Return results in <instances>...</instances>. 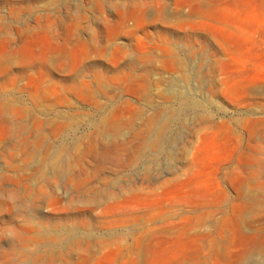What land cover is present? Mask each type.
<instances>
[{"label": "rangeland", "instance_id": "obj_1", "mask_svg": "<svg viewBox=\"0 0 264 264\" xmlns=\"http://www.w3.org/2000/svg\"><path fill=\"white\" fill-rule=\"evenodd\" d=\"M0 264H264V0H0Z\"/></svg>", "mask_w": 264, "mask_h": 264}]
</instances>
